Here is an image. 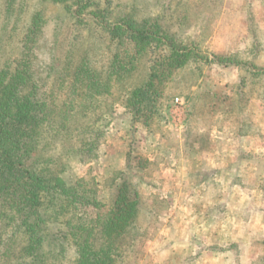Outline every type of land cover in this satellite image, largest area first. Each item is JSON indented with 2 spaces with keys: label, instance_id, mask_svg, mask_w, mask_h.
Listing matches in <instances>:
<instances>
[{
  "label": "rangeland",
  "instance_id": "374dc122",
  "mask_svg": "<svg viewBox=\"0 0 264 264\" xmlns=\"http://www.w3.org/2000/svg\"><path fill=\"white\" fill-rule=\"evenodd\" d=\"M127 19L188 55L171 64L161 42L114 36ZM13 61L63 109L78 70L73 119L92 155L79 139L39 148L105 209L123 183L139 196L146 233L122 264H264V0H0V70ZM152 64L155 92L133 95Z\"/></svg>",
  "mask_w": 264,
  "mask_h": 264
},
{
  "label": "trees",
  "instance_id": "16d2710c",
  "mask_svg": "<svg viewBox=\"0 0 264 264\" xmlns=\"http://www.w3.org/2000/svg\"><path fill=\"white\" fill-rule=\"evenodd\" d=\"M109 30L113 35L121 32L120 36L141 47L161 42L167 52L163 60L171 64L188 55V47L145 23L127 19ZM19 61L0 70V264L127 262L136 240L146 233L139 224L141 204L136 192L125 183L119 185L105 209L95 191L80 189L78 179L70 181L62 175L65 166L58 171L46 166L54 156L39 148L48 136V146L61 138L62 145L73 141L72 152L79 139L80 158L92 155L93 138L81 136L85 130L90 135L91 128L85 126L81 131L73 119L78 70L69 74L71 81L65 90L70 100L63 109L55 103L53 92L44 93L31 82L28 66L21 67ZM158 67L151 65L147 80L133 95L150 98L162 76ZM87 72L85 86L89 90L92 77ZM83 207L92 208V213H82Z\"/></svg>",
  "mask_w": 264,
  "mask_h": 264
},
{
  "label": "crops",
  "instance_id": "0c3cea01",
  "mask_svg": "<svg viewBox=\"0 0 264 264\" xmlns=\"http://www.w3.org/2000/svg\"><path fill=\"white\" fill-rule=\"evenodd\" d=\"M233 256V258H234V255H232ZM222 259V258H221ZM228 261H230V260H228ZM231 262H232V259H231ZM227 264H229V263H227Z\"/></svg>",
  "mask_w": 264,
  "mask_h": 264
}]
</instances>
